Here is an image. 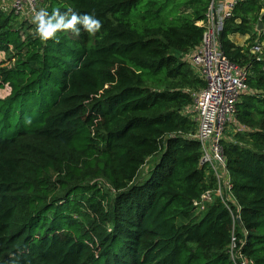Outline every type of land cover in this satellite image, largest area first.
<instances>
[{"label": "trees", "instance_id": "trees-1", "mask_svg": "<svg viewBox=\"0 0 264 264\" xmlns=\"http://www.w3.org/2000/svg\"><path fill=\"white\" fill-rule=\"evenodd\" d=\"M208 1L42 0L102 21L94 35L47 43L0 10V264H234L233 237L264 264V55L250 52L264 40L259 0L237 4L220 34L249 88L222 140L240 224L219 199L193 205L215 187L187 112L206 83L187 57Z\"/></svg>", "mask_w": 264, "mask_h": 264}, {"label": "built area", "instance_id": "built-area-1", "mask_svg": "<svg viewBox=\"0 0 264 264\" xmlns=\"http://www.w3.org/2000/svg\"><path fill=\"white\" fill-rule=\"evenodd\" d=\"M248 0H209L200 44L188 54V60L205 80V86L194 97V118L197 129L194 137L200 143L199 165L212 172L215 187L204 191L193 201L196 212H203L216 199L230 211L233 222L238 213L232 211L236 204L232 181L226 165L222 140L226 128L235 120L236 105L242 94L249 91L247 75L243 68L233 64L221 49L220 34L225 22L233 16L237 4ZM264 4V0H259ZM43 8L42 0H0V10L31 18L33 9ZM261 44L255 43L259 51ZM237 210L239 207L237 206ZM234 237L229 247V257L234 264H253L239 250Z\"/></svg>", "mask_w": 264, "mask_h": 264}, {"label": "clouds", "instance_id": "clouds-1", "mask_svg": "<svg viewBox=\"0 0 264 264\" xmlns=\"http://www.w3.org/2000/svg\"><path fill=\"white\" fill-rule=\"evenodd\" d=\"M30 22L35 25L37 37L45 43L55 41L59 32L71 30L79 35L83 30L94 35L102 28V21L94 13L77 14L71 9L67 12L55 9L51 13L46 8L33 9Z\"/></svg>", "mask_w": 264, "mask_h": 264}, {"label": "rangeland", "instance_id": "rangeland-1", "mask_svg": "<svg viewBox=\"0 0 264 264\" xmlns=\"http://www.w3.org/2000/svg\"><path fill=\"white\" fill-rule=\"evenodd\" d=\"M21 18H24L23 16H20ZM28 19H30V18H28ZM253 22V21H252ZM252 25H253V27L255 26V24L254 23H252ZM254 29H255V27H254ZM253 29V30H254ZM256 30V29H255ZM232 40L235 42V43H237V44H240V45H244L245 44V40H246V37L245 38H242L241 36H237V35H235V37H232ZM257 40V39H256ZM255 43H257V42H255ZM254 43V44H255ZM259 44H261V47L259 48V52L254 48V45H252L251 47H250V52L251 53H253V54H258V55H261V56H263L264 55V50L262 49V48H264V40H262ZM246 45H248V43H246ZM6 59V57H5V54L2 52V51H0V61H2V60H5ZM7 92H8V89L5 87V88H2V89H0V97H3V96H5L6 94H7ZM190 112L191 114H194V107H190L189 108V110H187V112ZM194 116V115H193ZM228 130H231V131H233V130H235V128H234V125H232V124H229L228 126H227V128H226V134H227V131ZM145 167H148V166H145ZM142 168L143 170H145L146 168Z\"/></svg>", "mask_w": 264, "mask_h": 264}, {"label": "water", "instance_id": "water-1", "mask_svg": "<svg viewBox=\"0 0 264 264\" xmlns=\"http://www.w3.org/2000/svg\"><path fill=\"white\" fill-rule=\"evenodd\" d=\"M261 27H262V23H261V21L259 20L256 29H257V30H260ZM237 223L240 224V219H239V218L237 219Z\"/></svg>", "mask_w": 264, "mask_h": 264}, {"label": "crops", "instance_id": "crops-1", "mask_svg": "<svg viewBox=\"0 0 264 264\" xmlns=\"http://www.w3.org/2000/svg\"><path fill=\"white\" fill-rule=\"evenodd\" d=\"M263 26V25H262ZM256 28H257V26H256ZM261 29V28H260Z\"/></svg>", "mask_w": 264, "mask_h": 264}]
</instances>
